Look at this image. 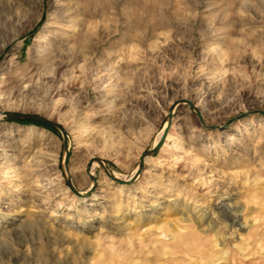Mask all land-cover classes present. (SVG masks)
<instances>
[{"label": "rangeland", "instance_id": "rangeland-1", "mask_svg": "<svg viewBox=\"0 0 264 264\" xmlns=\"http://www.w3.org/2000/svg\"><path fill=\"white\" fill-rule=\"evenodd\" d=\"M253 235L264 0H0V264H264Z\"/></svg>", "mask_w": 264, "mask_h": 264}, {"label": "bare ground", "instance_id": "bare-ground-1", "mask_svg": "<svg viewBox=\"0 0 264 264\" xmlns=\"http://www.w3.org/2000/svg\"><path fill=\"white\" fill-rule=\"evenodd\" d=\"M161 135V133L158 134V137L156 139V141L158 140L159 136ZM217 209V215L219 217V219H221V221L225 224V225H235L237 227H243V222H242V211L244 210L243 207L241 206H229L226 208H222L219 209L218 206L215 207ZM241 221H238L240 220ZM253 234V233H252ZM224 240V239H223ZM222 239L219 242V244H224ZM141 241V239H140ZM215 242V241H214ZM249 244H253L252 250L254 252H259V253H263L264 251V245L262 244L261 240H259L258 238H256L254 235L251 238V241L249 242ZM247 243V244H248ZM214 245V244H213ZM213 245H210L208 247V245L204 242H197L195 244V248L193 250H191L193 256H190L193 258L192 262L195 264H201V260L202 258H205L206 261H208L210 264H217V260L219 259H224L225 255H227V246H220L221 248L215 247ZM233 246V245H231ZM234 247V246H233ZM236 251L232 252V258H231V264H235V260H234V255H237V251L241 252L243 254V252L247 251L246 248H242L241 246H235ZM264 255V254H262ZM243 256H249V255H243ZM177 258V257H176ZM199 258V259H198ZM182 260V259H181ZM238 261V260H237ZM191 262V261H189ZM203 262V261H202ZM134 264H138L137 261L134 260Z\"/></svg>", "mask_w": 264, "mask_h": 264}, {"label": "water", "instance_id": "water-1", "mask_svg": "<svg viewBox=\"0 0 264 264\" xmlns=\"http://www.w3.org/2000/svg\"><path fill=\"white\" fill-rule=\"evenodd\" d=\"M24 116V115H23ZM31 118H34L36 120H39V121H43V122H46V123H49V124H52V122L46 120V119H43V118H40V117H36V116H29Z\"/></svg>", "mask_w": 264, "mask_h": 264}]
</instances>
